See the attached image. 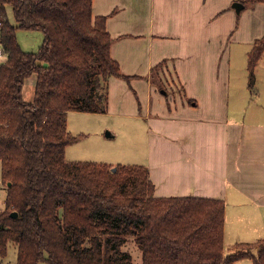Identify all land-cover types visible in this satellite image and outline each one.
Instances as JSON below:
<instances>
[{
  "label": "trees",
  "instance_id": "obj_1",
  "mask_svg": "<svg viewBox=\"0 0 264 264\" xmlns=\"http://www.w3.org/2000/svg\"><path fill=\"white\" fill-rule=\"evenodd\" d=\"M92 2L0 0V256L13 245V264H134L122 248L133 237L140 264H232L251 249L255 264H264V238L225 252L223 200L157 197L143 165L65 158L79 139L67 130L68 111L106 112L109 78L124 77L111 56L107 15H93ZM19 28L42 32L37 51L21 48ZM263 53L264 35L248 52L253 92ZM33 74L34 98L26 102L22 88Z\"/></svg>",
  "mask_w": 264,
  "mask_h": 264
},
{
  "label": "crops",
  "instance_id": "obj_2",
  "mask_svg": "<svg viewBox=\"0 0 264 264\" xmlns=\"http://www.w3.org/2000/svg\"><path fill=\"white\" fill-rule=\"evenodd\" d=\"M235 1L243 3L104 0L101 6L102 0L92 2L93 15H107L111 56L127 76L109 78L106 112L122 118L118 129L132 143L127 159L113 161L105 152L97 162L147 167L157 197L223 200L227 253L241 242L264 238V114L254 106L239 116L247 89L237 92L234 78L240 80L248 71L252 45L239 44L237 34L229 42L236 20L247 15L241 14L247 4L235 12ZM262 3L251 11L256 13ZM117 40L128 44L129 52L125 47L115 50ZM130 77L141 93L126 90L122 81ZM74 112L69 110L67 118ZM80 113L87 115L86 121L104 114ZM68 125L67 119V130L77 132ZM105 136L115 134L108 130ZM65 149L67 160L79 158L71 145ZM4 202L5 196L3 206ZM253 254L252 249L232 264H255Z\"/></svg>",
  "mask_w": 264,
  "mask_h": 264
},
{
  "label": "rangeland",
  "instance_id": "obj_3",
  "mask_svg": "<svg viewBox=\"0 0 264 264\" xmlns=\"http://www.w3.org/2000/svg\"><path fill=\"white\" fill-rule=\"evenodd\" d=\"M102 1L103 4H101V6H104V0ZM254 6H251L250 4L247 3V6L244 8L243 12H241L242 15L245 14L247 15L241 20H236L234 28L232 29L231 33L228 34L229 42L237 34L236 36L237 38L236 37L235 38L238 40H242V42H240L239 44L244 46L249 45L250 47L252 45V42L255 40V38H259L264 35V2L259 7H257L255 11L256 13H253L251 11L254 8ZM6 15L8 20L11 23L15 24L14 15L11 6L9 5L6 6ZM115 22H117L116 24H118L120 21H115ZM237 28H240V31L238 33L236 31ZM243 36L244 38H240ZM16 37L21 48H23L26 51H37L43 41V34L39 30H28V29L19 28L16 31ZM235 43H237V40L235 41ZM235 43H233L232 48L236 46ZM112 47L117 51H119L118 47L120 48L125 47V52H129V45L125 44V42L122 40L115 41ZM3 60H4V56L0 55V63ZM255 68L256 71L254 70V74H255L254 92L246 88L248 71L244 72L242 79L239 80L238 76H235L234 78L235 79L234 89L237 92H241L247 89L246 91L247 99H246V103L241 105V111H240L241 113L239 114L240 117H242V113H245L247 109L249 110L251 107L254 106L255 107L257 106V108L259 107V109H261L262 113L264 114V53L261 56V58L258 60ZM235 70L237 71L236 68ZM234 71L233 74H235ZM153 75L155 77L157 75L156 72H154ZM35 82H36V76L34 74L28 76L25 79L22 88V97L24 101L31 102L33 100ZM122 82L124 86L127 87L126 90L130 93V88L131 89L134 88V85L132 84L133 83L132 78L130 77L127 80L124 79V81ZM135 91H137L136 93H138V91H140V93L142 92L141 88L140 90L135 89ZM257 98L258 100L256 102L255 100ZM127 109H129L128 106ZM74 111H75L74 113L68 115L67 119L69 124L68 126L72 127L73 129H76L75 131H77L71 134L78 135L79 137V139L75 143L70 144L71 147L73 148L72 152L79 157L77 160H82V161L92 160L96 162L102 161L101 158L105 152H110V154L107 155V158L113 161L127 159L125 155H127L128 151L132 148V143L130 138L128 136L126 137L125 134H123L122 131L118 129L119 126L118 123L122 122V118L116 117L113 114H110L108 111L104 114L97 115V117H95L93 120L92 117H89L90 121H86L85 116L87 115H85L84 113H80L85 111H76V110ZM108 130L112 131L113 134H115V136L114 137L111 136L109 139H107L105 134L107 133ZM0 182H1L0 184V212H1L4 209L3 199L4 196L6 195V188L2 184L1 173H0ZM122 248L123 250L128 251L131 254L134 264L141 263L142 253L133 237H128ZM234 249H241V247L235 246ZM253 250L256 251V249ZM230 251L231 250H229L228 252ZM15 260H16V248H14L13 245H9L6 256L5 257L0 256V264H9V263L13 264Z\"/></svg>",
  "mask_w": 264,
  "mask_h": 264
},
{
  "label": "water",
  "instance_id": "obj_4",
  "mask_svg": "<svg viewBox=\"0 0 264 264\" xmlns=\"http://www.w3.org/2000/svg\"><path fill=\"white\" fill-rule=\"evenodd\" d=\"M232 5H233L236 12H239L244 6L243 3L239 2V1L233 2ZM113 169H115V168L113 167ZM16 215H17V213L15 211L11 212V216L15 217Z\"/></svg>",
  "mask_w": 264,
  "mask_h": 264
},
{
  "label": "built area",
  "instance_id": "obj_5",
  "mask_svg": "<svg viewBox=\"0 0 264 264\" xmlns=\"http://www.w3.org/2000/svg\"><path fill=\"white\" fill-rule=\"evenodd\" d=\"M0 55L4 56V52H3L2 48H0Z\"/></svg>",
  "mask_w": 264,
  "mask_h": 264
}]
</instances>
